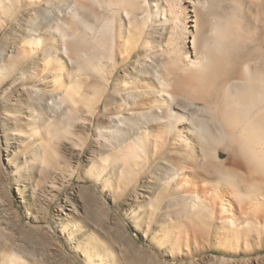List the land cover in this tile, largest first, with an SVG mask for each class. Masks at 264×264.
Listing matches in <instances>:
<instances>
[{"label":"bare ground","instance_id":"1","mask_svg":"<svg viewBox=\"0 0 264 264\" xmlns=\"http://www.w3.org/2000/svg\"><path fill=\"white\" fill-rule=\"evenodd\" d=\"M223 1L0 0V87L31 82L19 134L38 150L32 161L51 164L55 139L71 132L61 120L95 127L111 148L83 178L113 201L130 195V221L170 264L264 260V29L241 51L234 14L203 18L207 3ZM254 3L259 20L264 0ZM171 14L182 32L190 20L189 34L176 48L157 46L153 25ZM156 53L163 68L151 76ZM70 212L59 231L65 241L82 234V264L124 262Z\"/></svg>","mask_w":264,"mask_h":264},{"label":"rangeland","instance_id":"2","mask_svg":"<svg viewBox=\"0 0 264 264\" xmlns=\"http://www.w3.org/2000/svg\"><path fill=\"white\" fill-rule=\"evenodd\" d=\"M254 2L256 0H225L218 7L207 3L202 9V15L205 21L211 24L215 21L226 23V15L234 14L236 18H230L231 25L233 24L235 32L240 34L238 42L245 41L244 44L240 43L239 47L243 51L255 45L257 27L264 29V12L260 11L258 20V9ZM178 17L171 14L165 22L153 23L150 33L157 46L176 48L181 44L183 36H188L191 29L190 20L187 19L186 32H182L183 18ZM246 24L250 26L251 34L243 32ZM5 44L7 47L10 45L9 50L14 46L10 41ZM154 57L147 65L151 76L154 75L153 72L163 68L160 66L162 54L156 53ZM11 84L12 81H9L0 87V264H82L81 254L76 253L80 252L78 249L82 234L65 241L59 231L68 221L63 219L64 214L70 210L73 212V219H82L86 224L83 233L96 229L108 237L111 245L116 247V251L121 255L120 258L124 261L122 264H170L168 258L161 257L157 247L151 243L150 245L130 221L128 207L133 202L130 195L113 201L107 193H102L100 184L83 178L90 162L98 159L99 154L110 152L111 148L104 142L103 137H97L95 127L84 128L73 119L61 120L59 126L63 128L69 123L71 132L61 133L59 138L55 139L57 154L47 169L34 164L32 157L36 156L38 150L25 144L19 134L21 130L26 131L20 126L26 124V120L22 119L27 115L23 104L27 105L31 97L30 84L15 81V87L13 85V88L9 89ZM23 85H28V90L24 89ZM6 89L7 92L3 94ZM47 107H50V112L53 111L51 106ZM106 119L103 120L104 123L108 122ZM132 122L130 128L133 125L135 128L136 124ZM122 135H126L124 131ZM146 186L144 184L141 187L142 193H145ZM207 255L222 257L218 252H210ZM257 255L256 253L252 256ZM260 255L264 256V252ZM195 261V264H264V260ZM176 263L189 264L186 260Z\"/></svg>","mask_w":264,"mask_h":264}]
</instances>
